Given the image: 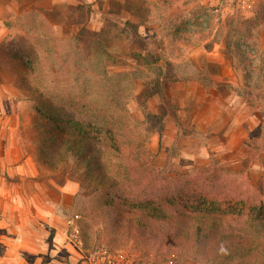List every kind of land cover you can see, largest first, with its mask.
<instances>
[{
  "label": "rangeland",
  "instance_id": "374dc122",
  "mask_svg": "<svg viewBox=\"0 0 264 264\" xmlns=\"http://www.w3.org/2000/svg\"><path fill=\"white\" fill-rule=\"evenodd\" d=\"M263 15L264 0H0V46L5 39L28 40L43 66L39 93L58 101L72 97L96 116H117L155 168L170 175L196 167L219 171L223 181L239 182L210 191L234 193L237 185L256 188L264 181V137L257 130L264 109L260 100L248 103L235 52L241 45L255 52L251 90L264 99ZM128 20L138 30L118 32ZM82 29L101 33L91 41L96 55L108 51L92 70L63 54L68 38ZM146 48L161 55L157 64L171 77L161 79V94H148L155 76L142 56ZM2 51L0 264H179L142 259L132 243L84 247L70 212L79 189L72 179L75 159L57 169L37 160V102L20 92L19 64ZM146 110L164 114L162 122L146 121Z\"/></svg>",
  "mask_w": 264,
  "mask_h": 264
},
{
  "label": "trees",
  "instance_id": "16d2710c",
  "mask_svg": "<svg viewBox=\"0 0 264 264\" xmlns=\"http://www.w3.org/2000/svg\"><path fill=\"white\" fill-rule=\"evenodd\" d=\"M136 24L128 20L116 29L131 34L138 30ZM100 35L82 29L68 38L64 56L77 67L86 64L94 69L97 59L103 63L108 52L103 49L96 55L92 42ZM22 39L17 43L5 39L3 42L8 43L4 47L1 44L0 52L8 51V59L19 64L16 74L20 92L34 95L37 102L35 126L41 128L34 150L37 160L57 169L60 164L67 165L71 157L75 159L72 179L79 189L70 212L87 250L97 251L103 245L111 250L132 243L142 259L162 257L179 264H264V181L256 188L237 185L234 193H228L222 190L239 180L223 181L219 171L196 167L184 175H170L155 168L133 132L124 130L117 116H96L72 97L58 101L57 97L40 94L43 66L35 47ZM154 43L164 45L158 38ZM235 52L247 101L256 106L260 100L263 110L264 99L251 90L250 65L255 52L243 45ZM142 56L155 76L149 96L163 93L161 79L171 77L157 64L161 55L146 48ZM145 114L146 121L156 126L164 117L148 110ZM257 130L258 136L264 137V117ZM256 142L253 145L260 153L263 147ZM217 186L223 189L212 193L210 190Z\"/></svg>",
  "mask_w": 264,
  "mask_h": 264
}]
</instances>
